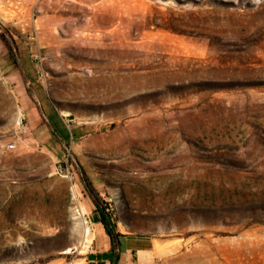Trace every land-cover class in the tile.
Wrapping results in <instances>:
<instances>
[{"label":"rangeland","instance_id":"rangeland-1","mask_svg":"<svg viewBox=\"0 0 264 264\" xmlns=\"http://www.w3.org/2000/svg\"><path fill=\"white\" fill-rule=\"evenodd\" d=\"M0 50V264H85L89 204L142 264H264V0H0Z\"/></svg>","mask_w":264,"mask_h":264},{"label":"crops","instance_id":"crops-1","mask_svg":"<svg viewBox=\"0 0 264 264\" xmlns=\"http://www.w3.org/2000/svg\"><path fill=\"white\" fill-rule=\"evenodd\" d=\"M75 3L84 5V6H93L99 4L104 0H73ZM12 42L16 44L18 51V57L22 60L23 63V72L26 76L32 80V69L29 65V70L25 66V62L30 64L32 59L36 58L37 55H34L33 51L22 50L24 46H28L29 43L20 39L18 41L15 37H13ZM27 49V48H26ZM0 63L4 68V71L10 77L15 76L16 66L19 73V67L16 63L14 54L12 51H1L0 50ZM22 106L27 112V108L31 106V101L29 97L24 98L22 101ZM88 128V127H87ZM39 139L43 140L46 143V147L51 149L48 145L50 141L49 137L41 132L39 135ZM52 150V149H51ZM54 152V151H53ZM59 157V155H58ZM85 207V206H84ZM86 208V207H85ZM86 211L91 213L99 214L98 220L95 219L93 225L96 226L99 222L105 227V234H102L100 238L98 236H94V240L92 242V246L90 248V252L87 257V264H142L141 262V252L149 253L154 242L153 239L143 236L136 235H126L123 233H119L120 236L112 237L108 235V229L105 224L102 223V213L94 208V206L89 204V209L86 208ZM100 224V223H99ZM95 231V228H94ZM118 233V232H115ZM98 238V239H97ZM100 240V241H99ZM102 241V242H101ZM101 243V244H100Z\"/></svg>","mask_w":264,"mask_h":264},{"label":"built area","instance_id":"built-area-1","mask_svg":"<svg viewBox=\"0 0 264 264\" xmlns=\"http://www.w3.org/2000/svg\"><path fill=\"white\" fill-rule=\"evenodd\" d=\"M27 132L26 129H24L20 134L19 138L21 140V135ZM18 148V141L17 140H2L0 139V155H4L6 153L14 152ZM60 163V162H59ZM58 172L61 174V176L69 177L71 175V172L68 168V163L63 164L60 163L57 168ZM87 264V263H85Z\"/></svg>","mask_w":264,"mask_h":264},{"label":"trees","instance_id":"trees-1","mask_svg":"<svg viewBox=\"0 0 264 264\" xmlns=\"http://www.w3.org/2000/svg\"><path fill=\"white\" fill-rule=\"evenodd\" d=\"M71 135H72V139H74V130H71ZM60 156V155H59ZM102 223L106 225L107 229H108V235L112 236V237H118L120 235H116L115 232L108 226V221H107V217L105 215V213L102 211Z\"/></svg>","mask_w":264,"mask_h":264},{"label":"bare ground","instance_id":"bare-ground-1","mask_svg":"<svg viewBox=\"0 0 264 264\" xmlns=\"http://www.w3.org/2000/svg\"><path fill=\"white\" fill-rule=\"evenodd\" d=\"M75 197H76V194H75ZM75 213H76V217H77L79 220L84 219L83 216L85 215V211L82 210V209L79 207V205L76 206ZM85 232H86V234H88V233L90 232L89 227L85 226ZM95 232H96V231H95ZM99 237H100V236H99ZM99 237H98V238H99ZM98 238H97V239H98ZM99 241H100V240H99ZM101 242H102V241H101ZM100 244H101V243H100Z\"/></svg>","mask_w":264,"mask_h":264}]
</instances>
